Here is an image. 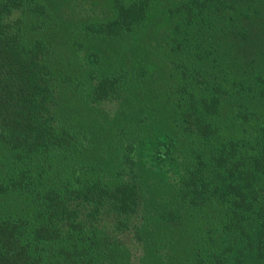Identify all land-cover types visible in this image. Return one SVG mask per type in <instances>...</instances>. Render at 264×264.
I'll list each match as a JSON object with an SVG mask.
<instances>
[{
	"label": "trees",
	"instance_id": "16d2710c",
	"mask_svg": "<svg viewBox=\"0 0 264 264\" xmlns=\"http://www.w3.org/2000/svg\"><path fill=\"white\" fill-rule=\"evenodd\" d=\"M53 17L45 0H0V264H131L128 242L137 263L168 246L182 264H264V0H110L66 29L67 46L90 44L75 49L82 71L57 58ZM101 38L126 55L105 65ZM160 57L170 81L149 97ZM141 86L174 114L156 164L180 159L172 196L152 204L141 152L154 103L116 135L115 117L84 115L109 100L119 114Z\"/></svg>",
	"mask_w": 264,
	"mask_h": 264
},
{
	"label": "rangeland",
	"instance_id": "374dc122",
	"mask_svg": "<svg viewBox=\"0 0 264 264\" xmlns=\"http://www.w3.org/2000/svg\"><path fill=\"white\" fill-rule=\"evenodd\" d=\"M45 2L48 4L51 12L53 13V19H55L59 26L56 32L57 58L61 60L63 59L67 67L71 68L72 71H82L83 63L85 60V48H83L82 50L81 48L78 50L75 49L79 48V46L81 47L82 44H87L90 47V44H88L85 40L82 41L79 39V44H77L76 42H72L71 44L73 46H67L68 40H66V29L67 27L75 23L84 22L91 18H99L105 16L110 10V0H45ZM154 38L155 37L153 36L146 35L144 38L138 41L139 43H142L144 40L146 44L148 41L149 44L153 46ZM93 47L100 51L102 62L105 65H107L108 62L117 63V61L121 59L123 55H126L124 50L125 48L120 46L117 41H113V39H98L94 43ZM117 52L118 54L122 53V56L120 55L121 57H118ZM156 67V75H159L160 79L157 80L156 78H154L157 86L153 87L152 85H150L151 87L148 88V92L150 89L152 93L149 97L155 96L153 90L157 92V90L161 89V85H164L168 81H170L168 77L169 74H167L166 70L168 69V66L165 64V62L163 63V59L161 57L159 59V62H157ZM151 79L153 81V77ZM160 81L161 84L159 83ZM141 89H144V86H141L140 89L135 88L132 94L128 93L123 97V107L126 106L127 109H123L119 114H117V110L119 111L118 106L120 101L109 100L104 101V104L90 103L88 104L89 106H84V108L86 109L84 112H87V114L84 115L91 114L92 116L89 120L92 121V123H96L98 125L105 122L104 114L107 115V118L115 117L114 120L117 123H115L111 127H108L107 132L110 133V135H116L117 133H120L122 129H126L133 124L132 116L135 115L134 109L139 108L144 103H154L155 109L153 106H150V110H155L152 112L155 115V118H151L150 116V120L153 121V123L148 129L141 152L142 175H144L145 173L146 183L151 188V197L153 198V202H151L152 204L163 201L165 202L169 200V197L172 196L171 187L175 179L177 178V175L179 174V166L177 163L180 159L178 158V160L174 162L175 164L169 163L163 166L156 164V161L153 158V142L157 139H163V137L167 133L172 134L174 132V123L172 122V117L174 114L168 103L167 105H165L159 104L161 101H141V99L143 100L144 98H147L145 97V95H139V91H141ZM128 97H134V100L135 98H137V101H135V103L134 101H126ZM69 98L70 101H73L72 97L66 92L63 96V101H67ZM59 99L62 102V97H59ZM80 103L81 101L78 104ZM66 113L70 115V112ZM78 118H80V115H78ZM159 187L162 189V191L159 189ZM148 193L150 194L149 190ZM150 229L151 231L156 230V228L153 227ZM128 246L131 251L128 258L131 264H182L181 262H179V259L177 261L174 255H177V257H179V255H182L185 252H180L184 250L180 249V247H175L172 249H168L170 248L168 246L160 247L156 248L157 253L153 258H149L143 261L144 263H137L142 259L140 258V256L142 255L140 251V245H135L134 242L133 244H130L128 242ZM176 250H178V252H176ZM171 251L174 255H172V253L170 254ZM146 261L148 263H146ZM126 262L127 261L123 263Z\"/></svg>",
	"mask_w": 264,
	"mask_h": 264
}]
</instances>
